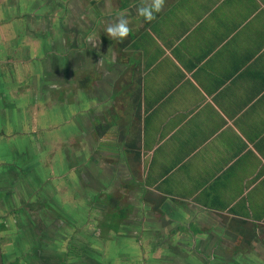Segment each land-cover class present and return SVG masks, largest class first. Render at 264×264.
<instances>
[{
  "label": "crops",
  "instance_id": "crops-1",
  "mask_svg": "<svg viewBox=\"0 0 264 264\" xmlns=\"http://www.w3.org/2000/svg\"><path fill=\"white\" fill-rule=\"evenodd\" d=\"M154 2L113 4L111 25L127 14L129 35L111 36L104 50L107 40L99 35L92 64L77 66L75 130L64 128L68 120L56 99L50 105L37 100L29 120L28 89L14 108L24 133L19 138H29L31 123L59 122V129L45 132L47 147L56 151L54 158L48 152L46 177L36 173L63 201L84 205L86 220L92 199L99 217L85 228L96 229L99 246L140 236L142 252L158 261L264 264V0H163L154 19L140 21L137 5L151 9ZM7 65L0 64V81H13ZM74 135L76 146L69 142ZM105 150L115 169H125L122 187L130 201L124 206L108 190L121 186L117 170L105 164ZM44 159L37 154V163ZM21 171L0 162V183ZM109 205L120 226L102 237Z\"/></svg>",
  "mask_w": 264,
  "mask_h": 264
},
{
  "label": "flooded vegetation",
  "instance_id": "flooded-vegetation-1",
  "mask_svg": "<svg viewBox=\"0 0 264 264\" xmlns=\"http://www.w3.org/2000/svg\"><path fill=\"white\" fill-rule=\"evenodd\" d=\"M15 1H18L17 8L23 12L16 13L13 15L14 18L8 19ZM69 1L56 0L55 2L62 6L64 12L54 16L52 0H44L45 12L40 14L34 12L37 8L36 0H0V27L5 30V38L0 41V64H11L12 68L7 65L9 69L6 72L13 77V81H0V101L7 105L0 107V162L3 166L10 164L22 170V176L20 177L21 174L15 175V180L13 179L11 183L6 180L7 177L6 179L3 177L0 183V244L5 264H128L129 262L124 261L125 254L119 255L122 257L119 261L116 260V255L104 254L103 257H108V260H102L99 245L94 239L96 229L85 228L90 218L99 217L98 209L88 206V220H86L84 205H82V210L80 203L78 206L75 203L70 205L68 201L61 199L59 194L62 192L58 191L57 194V190L50 191L48 181L38 179L36 171L39 172V177L45 178L42 169L49 164L47 162L49 146L47 147V134H45L47 128H35V124L31 123V130L27 134L29 138L24 140L19 138L24 134L20 126L14 123L17 116L15 113L17 109L14 108L21 100L22 91L28 89H30L27 95L29 99L27 109L29 110L26 116L28 114L29 120L30 112L33 111L32 106L37 100L44 101L46 105L54 99H56L54 105L59 106L65 121L68 120L66 108L69 96L76 102V94H70L69 87L72 82L77 86L78 81L72 79L70 75L77 71V66L82 64V61L88 65L92 64L94 48L99 47V40L95 37L90 38L88 33L93 34L96 30L95 26L91 27L92 23H100L102 20L100 16H104L102 11L105 9V4L111 6L110 0H91L90 4L83 8H80L83 4H79L76 23L71 26L78 34V38L75 39L72 36L69 40L68 34L64 36L65 32L69 33L67 18L64 21L69 11ZM74 1L79 2L80 0ZM137 6L140 14L139 20L142 21L140 13L142 8L139 4ZM111 8L109 13L113 10ZM127 18V14L121 16L129 27ZM111 23L110 18L108 27L112 26ZM54 25H59L60 35L53 36ZM84 25L89 27L88 30L83 29ZM85 32H87L86 35ZM81 33L82 37L79 40ZM59 36H61L59 38L61 42L58 41ZM86 40L88 45L85 46L87 47L85 52L79 50L81 53H78V47L84 46ZM107 46L104 44L103 50ZM36 50L41 53L38 56L40 62L36 63L35 68L31 65L28 67L31 70L29 81H19L18 76L14 74L17 67L13 64L18 66L30 63L29 61L34 57L32 53ZM70 51L73 52L71 58H69ZM18 53L23 54L21 55L23 58L19 57ZM50 61L51 65H44V62ZM52 61H54L53 64ZM58 89H60L59 92ZM39 130L44 131L38 134ZM12 137L19 139L9 141ZM63 153L66 154L67 159L68 151H63ZM37 154L39 158L45 159L37 163ZM79 160L81 170L78 172L83 180L85 178L84 166L82 158L79 157ZM121 175L122 173L118 171L117 176L120 179ZM124 180L123 176L121 183L124 184ZM72 188L73 186L71 190ZM68 194H73V190ZM73 199H76L75 195ZM76 213V218L71 215ZM142 250L144 251L143 246ZM141 256L144 264L148 261L150 264H179L172 261L173 256H169L172 260L166 262L151 259L144 253Z\"/></svg>",
  "mask_w": 264,
  "mask_h": 264
},
{
  "label": "rangeland",
  "instance_id": "rangeland-1",
  "mask_svg": "<svg viewBox=\"0 0 264 264\" xmlns=\"http://www.w3.org/2000/svg\"><path fill=\"white\" fill-rule=\"evenodd\" d=\"M52 1H53L52 3L54 4L53 5V14H54V16L56 14L63 13L64 11H63L62 6L60 4H58V3H56L55 2L56 0H52ZM90 1L91 0H80L79 2H76L74 0H70L69 1V3H68L69 11L66 13V16L64 17V21H66V18H67V23L69 24V30H68L69 33L65 32L64 36H66V34H68L69 35V40H71L72 36H74L75 39L78 38V34H76L73 31L74 28H71V26H72V24L76 23L75 18H77V14L79 12L78 11V8L80 7L79 4H81V5L83 4V6L80 7V8H83V7L87 6V5H89ZM116 1H118V0H114L112 3H110L111 6H109V4H105V9L102 11L104 16H102V17L100 16V18L102 20L100 21V23L99 22H97L96 24L92 23V25H91L92 28L95 26L96 30L93 32V34L88 33L90 35V38L94 39V37H95V38L99 39V37H100L99 35H101V37H103L104 40H107V41H105V43H106V45H108V39H111V35H109L108 32H107V29H108V26H109V20H110V17L108 16L109 15V11H110L109 9L113 6V4H116ZM121 1H123V0H121ZM43 3H44V0H41V2H40V0H36L37 8L35 9L34 12H36L37 14L44 13L45 11H44V8H43V6H44ZM16 4H18V1H15L13 3V7H14L13 11H14V13H13V11L11 9V11H10L11 15L8 16V19L14 18L13 15L16 14V13H22L23 12V10H19L17 8L18 6H16ZM6 7L8 8L9 6H6ZM10 8H11V5H10ZM111 9H113V8H111ZM17 10H19L20 12L17 11ZM21 17L23 18V16H21ZM0 21H1V18H0ZM67 23H65V24H67ZM88 28L89 27L86 26V25L83 26V29H85V30H88ZM53 29L55 31V32H53V34H54L53 36L60 35V33H59V31H60L59 25H57V26L54 25ZM9 33H11V31H9ZM86 33L87 32H85V35H86ZM79 35H81V36H79V40H80L81 37H82V33L79 34ZM59 38H61V36L58 37V41H60ZM86 45H88L87 40H86ZM72 54H73V52L70 51L69 58H71ZM48 56L50 57L51 55L49 54ZM31 60L29 61L30 63H28V64H20L21 65V69H16L17 72H20V74H18V78L21 79V81H24V80L29 81V77H31V70L28 67L30 65L33 68L37 67V65L35 63L37 60H35V61L33 59H31ZM53 63H54V61H52V64ZM46 64L51 65V61L50 62H44V65H46ZM13 66L18 68V66L16 64H13ZM90 71L92 72V68H91ZM70 76H71L72 79H77V71L74 72V74L70 75ZM59 91H60V89H58V92ZM69 93L70 94H75L76 93V86L73 84V82H72V85H70V87H69ZM46 105H50V102H47ZM75 108H76V102L73 101V99H70V96H69L68 103H67V108H66V116L68 118V122L65 123V126H64L66 131H74L75 130V123H76V119H77L76 118V112L74 111ZM58 114H60L59 111H58ZM47 125H49V123H46V125H45L46 128L50 127L52 129H55V128L59 129V127H60L59 126V122H58V124H53V126L52 125L51 126H47ZM43 131L44 130H39L38 134L43 132ZM69 142L72 143L74 146H76V136L74 135L69 140ZM50 151H52V152H50ZM103 152H104V154H102L103 155L102 157L104 158L105 164L107 165L108 169H111V168L115 169V166L112 165L114 158L112 156H110V154L108 153L107 150H105ZM54 153H55V151L49 150V154H51V155L48 156V157L51 158V156ZM52 157L54 158V156H52ZM93 157H94V151L91 149L89 151V153H88V161H86V163L87 162H91ZM88 164L89 163H87L86 165H88ZM115 170H117V172L120 171L122 173V175H121L122 178L121 179H123V176L125 174L124 167L121 168L119 166V167H116ZM121 179H120L118 184L123 185V183H121ZM108 188H109L108 190H113L112 191L114 193L113 195L117 196V198H119V205L120 206H124L130 201L129 197H125V192H124V189H123L124 187L117 188V187H112L111 186V187H108ZM89 189L92 190V187H89ZM89 201H91V202H89ZM86 202H87V196H86ZM92 204H93L92 199H88V202L86 203V206L88 207V206H91ZM122 208L123 207H120V210H122ZM114 209H116V207L112 208V206L109 205L106 209H104V212L107 215L105 216L102 213V217L105 216L103 218L104 220H103L102 224L100 223L101 231L103 232L102 237H105V236L108 235L107 234L108 227H115L116 228L115 231H116L117 228L120 226V225H116V217H117L116 213L115 214L109 213V212H112ZM102 212H103V210H102ZM136 220H140V217H136ZM134 234L140 235L141 234L140 229L138 231H136ZM126 238L127 237H121L120 240L116 241V237H114V238L111 239V241L107 242L106 245H108V246H99V251L101 253L102 260H105V261L108 260V257H103L104 254L116 255V260L117 261H119L122 258L119 255H124L125 254L126 257H125L124 261H129L128 264H144L143 261H142V256H141L144 252H142V244H141L142 241H141L140 236H139V238L135 239V241H130V240H127ZM131 243H133L135 245H131ZM136 261H138L139 263H137ZM118 264H121V263H118ZM145 264H150V263L148 261Z\"/></svg>",
  "mask_w": 264,
  "mask_h": 264
},
{
  "label": "clouds",
  "instance_id": "clouds-1",
  "mask_svg": "<svg viewBox=\"0 0 264 264\" xmlns=\"http://www.w3.org/2000/svg\"><path fill=\"white\" fill-rule=\"evenodd\" d=\"M162 2L163 0H155L154 5L151 9H140L141 15H143L148 21H151L152 19H154L153 9L156 12H159ZM107 32L112 37H119L120 40L123 41V39L129 35V28L126 21L124 19H121L117 25L108 27Z\"/></svg>",
  "mask_w": 264,
  "mask_h": 264
},
{
  "label": "water",
  "instance_id": "water-1",
  "mask_svg": "<svg viewBox=\"0 0 264 264\" xmlns=\"http://www.w3.org/2000/svg\"><path fill=\"white\" fill-rule=\"evenodd\" d=\"M0 264H5L4 258H3V253H2L1 244H0Z\"/></svg>",
  "mask_w": 264,
  "mask_h": 264
}]
</instances>
